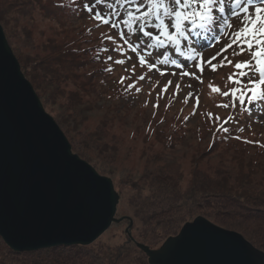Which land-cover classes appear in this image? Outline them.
I'll use <instances>...</instances> for the list:
<instances>
[{"label":"trees","instance_id":"16d2710c","mask_svg":"<svg viewBox=\"0 0 264 264\" xmlns=\"http://www.w3.org/2000/svg\"><path fill=\"white\" fill-rule=\"evenodd\" d=\"M127 11L135 12V8L130 3L125 5V0H117L116 3L113 0H0V22L4 26L7 40L20 62L24 75L31 81L45 104L50 101L56 105L61 101L62 107L72 114H78L76 117L72 114H59L56 119L65 133L71 134L69 136L72 150L106 174L113 172L110 168L101 169L99 165L106 163L109 167L107 163L119 151L118 146L116 148V145L110 144L111 140H108L109 124L116 116L119 117L117 105L114 104L117 97L127 100L129 98L124 85L131 80L118 71V66L126 67V62L134 59L133 56H129L132 48L124 41L127 40L133 47L139 42L136 52L140 54L141 41H147L149 45L154 44V40L145 37L143 32H132L124 23L129 19ZM214 11L218 13L215 9ZM16 14L19 17L28 14L32 19L37 14L46 21L60 25L68 21L70 24L81 22L82 34L76 36L55 34L45 40L39 55L26 56L22 47L31 46L30 33L26 30L23 34L25 39H18L20 31L14 34L8 28L10 23L15 22L12 17ZM96 15H100L102 19H95ZM103 19L109 22L104 24ZM133 26L139 27V25ZM77 27L75 26V29ZM149 27H152L151 23ZM187 27L191 33L192 43V35L199 32L207 37V34L215 32L217 26L210 31H192L190 25ZM157 34H159L158 29L153 32V35ZM137 36L139 39L136 38ZM189 45V41L182 39L178 50ZM164 48L168 49L167 54L178 51L171 44ZM244 48L245 51L236 58L235 64L250 62L254 65L251 52L247 50L246 45ZM235 51L240 52V46L236 47ZM109 56H112L113 60H109ZM135 57L139 60L138 56ZM124 58L127 60L124 64L114 63L115 60ZM207 66L210 65L207 63ZM156 67L155 65L154 68ZM148 69L147 65H139L136 71L144 73ZM236 71L233 66L227 78ZM179 75L183 78L180 73ZM254 79H258V76ZM169 81L167 85H170ZM244 82H247V77L244 78ZM234 87L235 85L230 82L227 90L230 91ZM229 98H232L233 102L231 95ZM101 100L112 103L111 114H109V105L104 108V104H99ZM225 104L231 106L228 102ZM248 106L247 102L241 105L236 101L235 107L239 109L237 114L242 115L243 123H257L256 118L247 111ZM92 110L105 112L99 117V126L92 132L79 131L86 118L85 112ZM217 132L215 126H212L211 130L208 129V133L203 134V136L209 135L211 141L208 147L199 152L194 159L187 182L184 181V175L178 174V170L172 171L170 166L165 165L146 172L140 180L134 181L129 177L121 183L129 190L130 203L134 207L133 217L136 223L134 222L131 229L139 231L134 237L136 242L158 248L168 237L177 235L185 223L201 215L222 227L241 233L264 252V167L259 160V156L264 154V140H260L259 136L248 138L242 134L231 140L229 134H238V132L228 134ZM180 139L182 136L173 127L161 137L164 147L169 149L177 147ZM261 141L263 146L259 149L262 150L255 151L257 153L252 155L250 161L245 162V158L242 159L246 153L242 150L246 148L244 146L254 147ZM219 143L223 146L229 144L239 146L235 148L232 159L240 166H237L234 173L218 170L219 172L216 171L218 173L210 176L199 168L200 162L215 153ZM258 174H262V177L257 178ZM127 223L130 224V220H127ZM126 233L127 240L115 246L95 247L96 240L90 245H60L23 252L14 251L0 237V264H149L147 255L138 248L129 233Z\"/></svg>","mask_w":264,"mask_h":264},{"label":"water","instance_id":"95a60500","mask_svg":"<svg viewBox=\"0 0 264 264\" xmlns=\"http://www.w3.org/2000/svg\"><path fill=\"white\" fill-rule=\"evenodd\" d=\"M118 201L46 112L0 24V237L20 252L90 245L120 220ZM136 244L149 264H264L262 250L203 216L158 249Z\"/></svg>","mask_w":264,"mask_h":264},{"label":"rangeland","instance_id":"374dc122","mask_svg":"<svg viewBox=\"0 0 264 264\" xmlns=\"http://www.w3.org/2000/svg\"><path fill=\"white\" fill-rule=\"evenodd\" d=\"M255 3H259V0H254V4L249 5L250 11L253 14ZM225 8L226 11L221 14V16L227 17L228 20L230 19L236 22V24L233 26L231 33L228 34V39H226L227 37L224 38L222 41L223 43L217 39L220 34L219 31L218 35L210 38V42L208 44L201 43L200 45V43L196 42L194 39L193 49L195 51L184 50L183 52H173L168 57L169 53L167 55H159V53H163L165 51L160 48L149 47L147 41H141V50L144 47V49L148 51L146 55L151 58L152 63L154 62V64H156L160 69V74L156 73L157 75L154 74L155 72H153L151 68L145 70L144 73H146V77L143 80H141L140 77L144 73H138L136 71V68H138L141 64L134 56L139 57V55L137 53L129 55L133 56L135 60L133 59L127 61L126 58L122 59L127 61L126 67L118 66V71L124 73L131 80L129 83L124 85L125 89H127L126 91L129 98L127 100L126 98L117 97V101H115L114 105H117L119 117L117 118L116 116L108 127V130L110 131V137L108 140H111L109 143L115 144L116 148L118 146L119 151L118 154L116 152L115 157L107 163L109 167L106 163L99 165L101 169L106 170L110 168L113 172L112 174L100 172L92 163L72 150L75 154L79 155L80 158L92 165L100 175L111 178L115 191L119 195L115 217L120 220L113 222L109 229L97 239L95 247L122 244L127 240L126 232L129 233L132 240H136L134 237L139 231L131 229L134 222L136 223V220L133 217L134 207L130 203L129 199L130 192L121 185L126 178L130 177V179L134 181L140 180L146 172H151L166 165L170 166L172 171L173 169L178 170V174L184 175V181L187 182L191 175L190 171L194 164V159H196L199 155V152L208 147V143L211 141L209 135L203 136V134L208 133V129L211 130L212 126H215L218 131L217 133L219 134H228L234 131L238 132V134H229L231 140H234L237 135L240 136L241 134L248 138H255L259 136L260 140H264V114L262 116L255 114L258 123H243L242 115L237 114L239 111L238 107L233 106L232 98L223 95L224 92H229L227 88L230 82L227 76L228 73L233 70L236 58L240 54L233 55V53L236 52V48H234V51L227 50V52H223L222 50L224 49V46H226L229 38L233 39L232 33L238 31L242 27L243 20V14L239 17L231 15L232 8L229 6L228 0H225ZM25 15L27 16L19 17L17 14L13 16L12 18L15 22L10 23L8 28L9 30H12L14 34H18L20 31L18 39H25L23 34L26 30L30 33L29 36L31 38V46H27L25 48L24 46L22 47L26 56L39 55L42 51V45L46 42L45 40L51 36H55V34H57V36L60 34H67L69 36L82 34V32H80V25H82L81 22H79V24H70L68 21L62 23V25L57 23V25L55 22L46 21L37 14L33 19L28 14ZM221 23L222 29L224 26L223 20ZM1 25L6 36L4 26L3 24ZM75 26L78 27L75 29ZM213 42L215 43L213 44ZM192 55H195L197 59H190L189 57ZM214 56L216 59L211 60V63L213 65H217L216 71H212L211 66H207L209 59ZM225 56L232 62L231 64L224 61ZM160 58L163 59L160 60ZM165 58L169 60L166 64L163 63ZM173 60L175 63L171 62ZM201 60L204 61V71L202 73L200 72L199 67L201 65ZM221 61H224L225 66H219ZM180 70L190 73V75H184L185 79L182 82L174 81L171 82V85H167L166 83L169 80H172V77L165 75L171 74V71L178 72ZM134 71H136L135 74ZM138 75L140 77H137ZM158 75H162V77ZM117 76L120 77L119 75ZM215 87H218L221 91H213V88ZM40 100L46 112L50 114L56 122V116L59 114H72L71 111L61 106V101L55 105L50 101L45 104L41 98ZM226 102L231 105L229 108L222 107V105ZM99 104H104V108L106 105H109V114H111V102L101 100ZM254 109L255 110L253 111H256L257 113L261 111V109L257 106ZM104 113L105 112L103 110H92L90 112L86 111L84 114L86 118L79 127V131H94L100 124L99 117H102ZM76 115L78 114H72L74 117H76ZM226 120L227 122H225ZM57 123L71 144L69 136L71 134L69 132L65 133L62 125L59 124V122ZM171 127L177 130V132L182 136L180 143L174 149L164 147L163 141L161 140V137L166 135L170 131ZM71 132L72 135H74L73 131ZM233 142L235 141H232V143ZM262 146V141L261 143H256L254 147L244 146L246 148H243L242 150H245L246 153L243 155L242 159L245 158L244 161L249 162L254 153L262 150L259 149ZM236 147L239 146H232L231 144L223 146L219 143L215 153L211 156L205 157L200 162L199 168H201L204 172H207L210 176H214L219 172L218 170L234 173L237 166H240L239 163L236 164L232 159L235 154ZM95 157L96 156L94 155V158ZM259 160L263 163L262 166L264 167V154L259 156ZM256 177L261 178L262 174H258ZM206 219L213 224L222 227L210 219ZM127 220H130V222L132 221L131 227H129L130 224L127 223ZM137 225H139V223H137ZM222 228L235 231L225 227ZM242 236L244 237V235ZM247 241L250 242L249 240ZM252 245L256 247L254 244ZM150 248L158 249L153 247Z\"/></svg>","mask_w":264,"mask_h":264},{"label":"snow or ice","instance_id":"6c2138e0","mask_svg":"<svg viewBox=\"0 0 264 264\" xmlns=\"http://www.w3.org/2000/svg\"><path fill=\"white\" fill-rule=\"evenodd\" d=\"M113 2L116 3L117 0H113ZM129 3L135 8V12L127 11L129 19L125 20L124 23L129 26L132 32H143L145 37L154 40V44L149 45L152 48L166 47L171 44L178 50L182 39L189 41L191 44V33L187 27L189 25L192 31H210L214 26L218 27L223 20L227 28L232 27L227 17L217 15L214 11L215 9L220 14L225 13V0H125V5ZM228 4L232 8L231 15L239 17L243 14V20L242 27L232 33L233 39L231 43L222 51L227 52L228 48H231L233 44H237L240 46V52H234L233 55H238L245 51L244 45H246L247 50L251 52L254 65L250 62H237L234 65L237 71L229 76V81L235 87L229 92H224L223 95H231L233 97V106H235L236 101H239L241 105L245 104V102L249 105L253 104V102L264 104V0H259V3H255L254 14L249 8V5L254 4V0H228ZM89 10L91 11V9ZM95 19L100 20L102 17L96 15ZM108 22L107 19H103L104 24ZM150 23L152 25L151 28L149 27ZM133 25H139V27H134ZM157 29L159 34L153 35V32ZM197 34L200 33L197 32ZM136 38L139 39V36ZM124 43L128 44L133 52L137 51L127 40ZM190 51L195 50L190 48ZM159 55H164V53L161 52ZM189 58L192 60L197 59L195 55ZM108 59L113 60V57L109 56ZM213 59H216V57L210 58L207 63L211 66L212 71H216L217 65L211 64ZM224 61H227L228 64L232 63L226 56ZM224 61L220 62V67L225 66ZM139 62L141 66L155 67L154 62L148 63L142 55L139 58ZM168 62L167 58L163 61L165 64ZM171 62L175 63L174 60ZM114 63L122 65L125 61L117 59ZM203 65L204 61L201 60V65L199 66L201 73L204 71ZM107 70L111 71L112 69ZM182 75L187 76L190 73L183 72ZM256 76H258V79H254ZM245 77H247L246 83L244 82ZM140 79L143 80L144 77L141 76ZM121 83H123V80H121ZM169 84H171V81H169ZM213 91L220 92L221 90L215 87ZM222 107L227 108L229 105L225 104Z\"/></svg>","mask_w":264,"mask_h":264}]
</instances>
